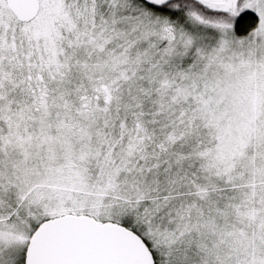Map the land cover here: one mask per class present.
I'll return each instance as SVG.
<instances>
[{"label":"snow or ice","instance_id":"6c2138e0","mask_svg":"<svg viewBox=\"0 0 264 264\" xmlns=\"http://www.w3.org/2000/svg\"><path fill=\"white\" fill-rule=\"evenodd\" d=\"M0 264H264V0H0Z\"/></svg>","mask_w":264,"mask_h":264}]
</instances>
